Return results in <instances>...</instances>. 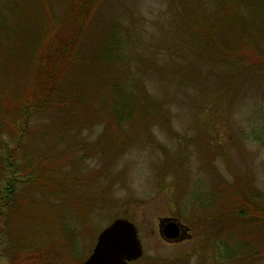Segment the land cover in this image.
<instances>
[{
	"label": "rangeland",
	"instance_id": "obj_1",
	"mask_svg": "<svg viewBox=\"0 0 264 264\" xmlns=\"http://www.w3.org/2000/svg\"><path fill=\"white\" fill-rule=\"evenodd\" d=\"M17 1L23 14L0 12V80L12 99L25 90L40 44L34 23L45 17L40 0ZM48 1L50 17H61L69 0ZM262 4L94 0L78 44L82 68H70L64 87L82 118L48 123L39 114L16 145L1 134L19 179L1 223L0 264H74V256L80 264L119 217L142 244L129 264H264L259 222L231 219L244 211L242 192H259L264 208V67L242 64L240 75L199 34L214 26L224 42L227 23ZM249 36L264 48V29ZM106 80L120 90L110 93ZM166 218L189 237L162 238Z\"/></svg>",
	"mask_w": 264,
	"mask_h": 264
},
{
	"label": "trees",
	"instance_id": "obj_2",
	"mask_svg": "<svg viewBox=\"0 0 264 264\" xmlns=\"http://www.w3.org/2000/svg\"><path fill=\"white\" fill-rule=\"evenodd\" d=\"M258 1L264 3V0ZM40 2L45 17L43 23L38 21L34 23L40 44L32 55L34 57L31 60L25 90L12 99L9 90H6L5 84L0 80V149L4 150L3 153L0 152V230L1 223L7 216V208L14 201L16 182L19 179L14 148L6 145L1 134L5 132L9 137L15 138L14 145H16L20 143L23 132L28 131L29 123L39 114L38 117L46 118L45 121L48 123L67 124L70 118L75 120L82 118L75 111L77 104L74 99L66 97L64 87L67 88L74 80L73 76L68 74L70 68H82L78 44L86 29L89 8L94 0H69L61 17H50L49 1L40 0ZM262 5L264 7V4ZM2 11H11L17 15L24 13L17 0H0V12ZM250 13L239 15L236 19H232V22L227 23V32H230L231 37L228 36L224 42L215 36L212 29L214 26L209 27L211 29H199V34H202L203 38L205 32H208L206 42L210 47L211 55L239 66L240 75L243 74L242 64H257L262 70L264 67V48L258 46V43L249 36V32L254 28L258 31L264 29V10L258 12L260 13L258 15ZM255 69L249 67L247 71ZM72 70L74 72V69ZM104 84L109 85L110 93L114 94L120 90L112 80H106ZM159 118H161L160 114ZM239 196H242L244 211L239 213L236 209L231 219L240 220L247 216L250 217L248 221L255 219L259 222V238L264 240V208L255 205L258 203L260 193L249 191L242 192ZM215 217V219L223 218V215L217 212ZM245 226L246 224H243L241 227ZM70 260L78 264L81 257H70Z\"/></svg>",
	"mask_w": 264,
	"mask_h": 264
},
{
	"label": "water",
	"instance_id": "obj_3",
	"mask_svg": "<svg viewBox=\"0 0 264 264\" xmlns=\"http://www.w3.org/2000/svg\"><path fill=\"white\" fill-rule=\"evenodd\" d=\"M187 230L174 218L163 219L159 224V234L167 241L188 238ZM181 232L186 235L181 236ZM142 251L135 224L119 217L100 230L92 251L80 264H129L140 258Z\"/></svg>",
	"mask_w": 264,
	"mask_h": 264
},
{
	"label": "flooded vegetation",
	"instance_id": "obj_4",
	"mask_svg": "<svg viewBox=\"0 0 264 264\" xmlns=\"http://www.w3.org/2000/svg\"><path fill=\"white\" fill-rule=\"evenodd\" d=\"M187 234H189L188 233V230H187ZM184 235H186V233L181 232V236H184ZM184 239H187V237L186 238H183L182 240H184Z\"/></svg>",
	"mask_w": 264,
	"mask_h": 264
}]
</instances>
